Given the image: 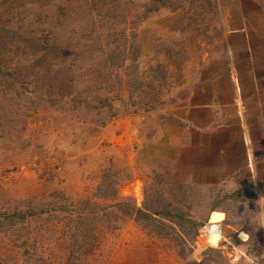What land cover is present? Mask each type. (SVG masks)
<instances>
[{
    "label": "rangeland",
    "instance_id": "rangeland-1",
    "mask_svg": "<svg viewBox=\"0 0 264 264\" xmlns=\"http://www.w3.org/2000/svg\"><path fill=\"white\" fill-rule=\"evenodd\" d=\"M205 1L0 0V264H67L77 221L120 202L98 218L92 253L68 264L200 263L210 249L230 264H264V162H251L240 189L175 186L135 154L136 129L151 130V112L165 107L167 75H182L187 25L200 33L201 16L187 14ZM122 118L127 134L122 122L102 137ZM72 163L80 187L68 194L59 188ZM132 205L152 218L135 221ZM210 211L223 220L215 245L200 234Z\"/></svg>",
    "mask_w": 264,
    "mask_h": 264
},
{
    "label": "crops",
    "instance_id": "crops-1",
    "mask_svg": "<svg viewBox=\"0 0 264 264\" xmlns=\"http://www.w3.org/2000/svg\"><path fill=\"white\" fill-rule=\"evenodd\" d=\"M205 2L187 14L189 19L201 16L200 33L197 26L187 25L192 38L185 39L183 63L174 68L182 75H167L170 88L158 92L165 107L160 114L151 112V130L136 129L135 154L152 161V169L162 168V184L209 187L229 181L240 189L255 175L251 162H264V0ZM124 120L108 123L102 137H112L122 122L119 137L127 134ZM78 164L67 168L60 191L78 192ZM231 187L227 190L234 192ZM260 217L264 226L262 213Z\"/></svg>",
    "mask_w": 264,
    "mask_h": 264
},
{
    "label": "trees",
    "instance_id": "trees-1",
    "mask_svg": "<svg viewBox=\"0 0 264 264\" xmlns=\"http://www.w3.org/2000/svg\"><path fill=\"white\" fill-rule=\"evenodd\" d=\"M111 184H109L107 187H110ZM100 193H103V195H106L105 193H108V197H114L116 192L115 190L112 191L110 188H104V190L99 189ZM106 197V196H103ZM85 204H91L90 201H85ZM95 206V205H94ZM88 207V206H87ZM124 207V202L116 203L114 205H110L108 207H103L101 206L100 209L97 210V212H94L93 218L91 219L92 221H87L85 219H81L77 221V229L73 233V238L69 240V248H71L70 254H68L67 257V264L69 260L71 259L70 263L75 262V260L80 259V253L83 251L85 253V256L92 253L91 248L93 247V241L95 242V234L93 235L95 228L98 227L96 226L99 222L97 221L98 218H101L100 216L106 218L108 214L114 213L112 210L117 209L121 210ZM125 212L131 213V216L135 221H138V217H141L143 219H149L152 218L153 213H147L139 208H136L135 205L129 209L125 208ZM129 215V214H127ZM130 216V215H129ZM95 220V221H94ZM97 221V222H96ZM96 223V224H95ZM151 225H156L154 223H150ZM157 227H162L161 224H158ZM87 238V239H86ZM88 238H91V241L88 242ZM240 238L246 239L245 235L243 233H240ZM90 247V248H89ZM89 249V250H87ZM209 255H212V257H207L204 260H202L200 263H190V264H230L229 261L222 255V253L219 250L215 249H210L209 250ZM70 255V256H69ZM69 263V264H70Z\"/></svg>",
    "mask_w": 264,
    "mask_h": 264
},
{
    "label": "built area",
    "instance_id": "built-area-1",
    "mask_svg": "<svg viewBox=\"0 0 264 264\" xmlns=\"http://www.w3.org/2000/svg\"><path fill=\"white\" fill-rule=\"evenodd\" d=\"M211 227H214V229H216V232L215 234L221 238L222 237V230H221V224H214V225H211L209 224V226L207 227H203L201 230H200V234L201 235H205L206 237L208 236L209 238L212 236L211 234V230L209 228ZM212 229V228H211Z\"/></svg>",
    "mask_w": 264,
    "mask_h": 264
},
{
    "label": "bare ground",
    "instance_id": "bare-ground-1",
    "mask_svg": "<svg viewBox=\"0 0 264 264\" xmlns=\"http://www.w3.org/2000/svg\"><path fill=\"white\" fill-rule=\"evenodd\" d=\"M222 222H223V220L221 218L220 219L217 218L216 220L212 221L211 217H210L209 224H211V225L220 224V223L222 224ZM211 228H209L211 230L210 232L212 234L210 241L213 243V245H215L217 243L219 237L215 234L216 229H214V227H211Z\"/></svg>",
    "mask_w": 264,
    "mask_h": 264
}]
</instances>
